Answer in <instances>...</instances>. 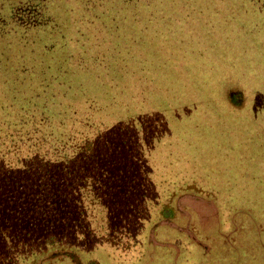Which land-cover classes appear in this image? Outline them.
<instances>
[{
  "label": "trees",
  "instance_id": "16d2710c",
  "mask_svg": "<svg viewBox=\"0 0 264 264\" xmlns=\"http://www.w3.org/2000/svg\"><path fill=\"white\" fill-rule=\"evenodd\" d=\"M209 30L162 15L141 28L124 74L98 51L75 54L54 85L29 88L22 75L1 80L0 264H39L62 248L83 253L88 264H101L105 250L135 264L173 195L207 192L178 139L149 138L144 127L148 114L160 113L153 96L161 78L172 68L189 78L190 52L201 59L195 65L214 59L213 48L215 59L236 66L234 52L221 51ZM228 95L242 106V90Z\"/></svg>",
  "mask_w": 264,
  "mask_h": 264
},
{
  "label": "rangeland",
  "instance_id": "374dc122",
  "mask_svg": "<svg viewBox=\"0 0 264 264\" xmlns=\"http://www.w3.org/2000/svg\"><path fill=\"white\" fill-rule=\"evenodd\" d=\"M167 14L211 28L236 66L212 48L204 65L187 55L189 78L174 68L161 78L160 113L147 115L145 132L177 138L207 192L177 191L135 264H264V0H0V82L22 75L29 88L57 84L78 52L100 51L124 74L141 28ZM231 89L243 91L242 106L230 103ZM106 251L101 264H134ZM52 253L39 264H88L78 250Z\"/></svg>",
  "mask_w": 264,
  "mask_h": 264
},
{
  "label": "water",
  "instance_id": "95a60500",
  "mask_svg": "<svg viewBox=\"0 0 264 264\" xmlns=\"http://www.w3.org/2000/svg\"><path fill=\"white\" fill-rule=\"evenodd\" d=\"M78 264H81V262L78 261Z\"/></svg>",
  "mask_w": 264,
  "mask_h": 264
}]
</instances>
